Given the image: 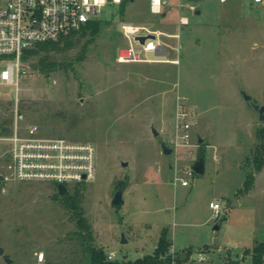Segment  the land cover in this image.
Here are the masks:
<instances>
[{"label": "rangeland", "instance_id": "obj_1", "mask_svg": "<svg viewBox=\"0 0 264 264\" xmlns=\"http://www.w3.org/2000/svg\"><path fill=\"white\" fill-rule=\"evenodd\" d=\"M169 1L167 15L152 14L149 0L108 3L94 40L54 54L59 65L49 75L36 67L38 56L23 60L19 90L0 88V119L13 116L20 132L36 126L40 136L96 145L95 179L67 189L80 194L107 258L153 254L166 228L180 264H253V246L264 241V119L253 106L264 105V0H191L201 13L187 12L180 28L179 0ZM123 22L180 31L163 36L180 49L120 62ZM7 149L0 136V264H91L57 185L6 178ZM203 152L199 174L193 164ZM120 187L124 202L114 205ZM211 201L222 204L218 218Z\"/></svg>", "mask_w": 264, "mask_h": 264}, {"label": "built area", "instance_id": "obj_2", "mask_svg": "<svg viewBox=\"0 0 264 264\" xmlns=\"http://www.w3.org/2000/svg\"><path fill=\"white\" fill-rule=\"evenodd\" d=\"M124 0H0V88L11 85L19 90L23 52L36 44L58 40L62 35L80 30L88 21L100 19L103 7L108 3L122 4ZM226 0H221L225 2ZM263 0H254L260 3ZM169 0H149L152 14L165 13ZM198 7L191 0H179V28L188 24L187 12H196ZM121 31L128 43L118 56L120 62L156 61L147 56H164L167 47L163 36L179 38L180 31L167 33L153 30L145 25L123 22ZM142 43L139 36H149ZM179 51L180 44L173 47ZM163 55H159V54ZM178 63L179 59L169 60ZM186 127H189L187 125ZM187 137V136H186ZM7 142L8 170L10 178L17 182H43L64 185L90 182L95 179L97 167V147L93 142L70 140L65 137H45L38 135L36 126H29L20 132L14 126L11 135L2 136ZM188 185V179L180 180ZM210 207L215 217L222 213V204L211 201ZM40 262L45 252L38 253Z\"/></svg>", "mask_w": 264, "mask_h": 264}, {"label": "trees", "instance_id": "obj_3", "mask_svg": "<svg viewBox=\"0 0 264 264\" xmlns=\"http://www.w3.org/2000/svg\"><path fill=\"white\" fill-rule=\"evenodd\" d=\"M125 1L126 0L122 2V5L125 4ZM101 21L102 19L90 20L80 30L64 34L58 40L38 43L32 48L26 49L23 52L22 58L23 60H26L30 57L38 56L36 67L45 75H49V73L55 70L59 65L58 61L53 58V55L56 53L68 52L76 46L78 41L89 36L83 45L85 49L87 44L91 43L100 31ZM13 131V116L0 119L1 137L11 135ZM202 155H204V152ZM254 183L255 180L253 177L247 178L244 190L246 192L251 190ZM57 195L60 198L61 203L72 212L71 217L75 219L77 224L75 238L82 244V257L88 258L91 264H180L179 259H173L169 252L172 242L169 239V234L166 228L162 229L153 254L144 255L135 260L127 259L126 257L122 260H112L107 258L104 250L96 246L94 243L93 229L84 215L81 205V197L78 191L74 194H69L67 190L65 194H59V192H57ZM223 218L225 219L226 216ZM250 254L252 256L253 264H264V241H256Z\"/></svg>", "mask_w": 264, "mask_h": 264}, {"label": "water", "instance_id": "obj_4", "mask_svg": "<svg viewBox=\"0 0 264 264\" xmlns=\"http://www.w3.org/2000/svg\"><path fill=\"white\" fill-rule=\"evenodd\" d=\"M196 12L200 14L201 10L198 9ZM147 37H154V36L150 34L149 36H139L137 39H139L143 43ZM243 94L246 100H252V97L250 95L246 94L245 92H243ZM253 106L259 112V115H260L259 119L263 120L264 119V105L253 103ZM152 131L155 137H158L160 135L159 131L154 126H152ZM160 144H161L162 151L164 154L171 155L173 153L174 151L173 148L168 146V144L163 139H160ZM122 165L127 166L128 162L123 161ZM193 170L199 174H203L205 172V155L200 156V158L193 164ZM57 189H58L59 194H65L68 190L67 186L64 185L63 183L57 184ZM123 193H124V187L118 188V190L115 192L114 197L112 199V204L114 205L122 204L124 202ZM223 219L224 218H221L219 222H221ZM219 222L214 226L216 230L220 228ZM123 242H126L125 238H123ZM0 253L4 254L3 248H0ZM125 257L126 256H124V258ZM5 258H6L7 263L12 262L11 258H8L6 256Z\"/></svg>", "mask_w": 264, "mask_h": 264}, {"label": "crops", "instance_id": "obj_5", "mask_svg": "<svg viewBox=\"0 0 264 264\" xmlns=\"http://www.w3.org/2000/svg\"><path fill=\"white\" fill-rule=\"evenodd\" d=\"M221 1V0H220ZM170 2V1H169ZM254 3V1H252V4ZM178 8H179V4H178ZM198 10V9H197ZM167 8H166V11H165V13H164V15H167ZM197 13V12H196ZM258 177V176H257ZM256 182V181H255Z\"/></svg>", "mask_w": 264, "mask_h": 264}]
</instances>
